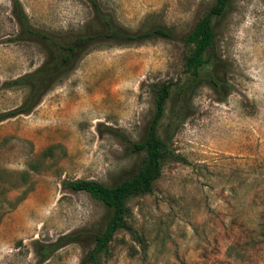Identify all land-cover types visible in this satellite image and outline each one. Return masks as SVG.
<instances>
[{"label":"rangeland","instance_id":"1","mask_svg":"<svg viewBox=\"0 0 264 264\" xmlns=\"http://www.w3.org/2000/svg\"><path fill=\"white\" fill-rule=\"evenodd\" d=\"M20 1L34 26L59 37L84 32L93 19L88 0ZM214 1L97 0L124 28L164 26L173 38L98 42L29 114L0 122V264H36L35 241L104 228L107 207L61 181L114 185L134 172L142 154L116 133L143 137L154 109L151 85L182 75L183 37ZM11 9V0H0V112L26 94L3 83L44 59L39 43L14 40ZM213 22L226 98L197 88L185 123L167 141L171 155L152 192L127 201L142 239L119 230L98 264H264V0H230ZM169 109L170 101L158 125L162 138ZM91 247L81 236L41 264H79Z\"/></svg>","mask_w":264,"mask_h":264},{"label":"trees","instance_id":"2","mask_svg":"<svg viewBox=\"0 0 264 264\" xmlns=\"http://www.w3.org/2000/svg\"><path fill=\"white\" fill-rule=\"evenodd\" d=\"M92 7L93 19L84 32L58 36L52 32L34 26L25 12L20 0H11V14L17 25L15 41L35 42L42 45L44 59L34 70L5 81L6 88L26 90L23 101L16 107L0 112V122L20 115L29 114L41 101L42 97L64 76L70 73L80 58L95 44L101 41H115L118 44L142 43L154 38L172 39V31L164 26H151L131 30L117 24L110 14L100 10L97 0H88ZM230 0H215L209 9L198 18L192 29L183 37L186 53L182 75L177 80H169L160 85H151L154 92V109L143 137L131 141L125 135L116 133L128 143L131 153L142 154L138 167L128 177L114 185H106L95 179H63L62 187L70 191H84L101 201L108 209L104 228L98 232L77 231L59 237L52 243L43 244L35 241L38 261L41 264L63 245L74 242L81 236L92 241V247L79 264H98L101 257L110 253V244L119 230H127L135 240L142 237L130 221L131 210L127 201L134 196L152 192L156 180L162 174L163 161L171 155L168 142L176 131L185 123L190 104L197 88L209 86L224 100L225 86L220 71L221 59L212 53L215 41L214 18L223 16L229 8ZM173 93V94H172ZM170 101L169 117L165 127L166 138L158 134V125L165 113L166 103ZM54 145L40 152L43 159L53 155ZM30 169L36 170L32 163ZM24 174H27L24 172ZM26 188L16 198L15 207L27 194ZM3 214L0 213V221Z\"/></svg>","mask_w":264,"mask_h":264}]
</instances>
